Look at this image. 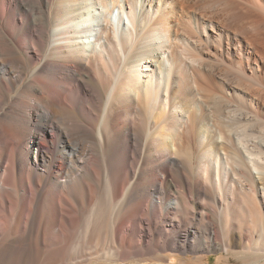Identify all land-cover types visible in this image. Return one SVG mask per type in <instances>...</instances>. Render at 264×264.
Instances as JSON below:
<instances>
[{
    "label": "bare ground",
    "instance_id": "obj_1",
    "mask_svg": "<svg viewBox=\"0 0 264 264\" xmlns=\"http://www.w3.org/2000/svg\"><path fill=\"white\" fill-rule=\"evenodd\" d=\"M203 1L0 0V244L15 240L5 227L17 214V231L31 234L43 222L39 246L61 256L81 229L83 197L85 205L93 202L92 188L102 183L115 188L120 203L134 198L139 204L117 222L119 205L108 226V241L134 261L155 249L220 250L217 264H264L263 234L251 241L240 223L227 219L216 228L207 212L190 222L171 217L178 195L164 221L155 223L153 238L138 224L158 174L179 171L184 163L176 156L184 149L193 155L188 166L203 183L213 182L218 200L240 174L251 180L250 195L264 198V139L253 137L259 127L264 138V68L258 65L264 41L246 26L232 29L247 73L240 61L224 63L220 50L214 57L220 67L205 63L190 53L191 44H200L192 35L226 33L195 11ZM246 83L259 88L245 91ZM216 90L223 95L218 102ZM204 191L198 184L197 194ZM94 204L88 242L105 225L106 206Z\"/></svg>",
    "mask_w": 264,
    "mask_h": 264
},
{
    "label": "rangeland",
    "instance_id": "obj_2",
    "mask_svg": "<svg viewBox=\"0 0 264 264\" xmlns=\"http://www.w3.org/2000/svg\"><path fill=\"white\" fill-rule=\"evenodd\" d=\"M204 2L205 4L206 3L207 4L204 5V7L201 6L203 8L201 7L199 9L196 8L195 11L198 10L196 12L200 13L201 15L203 14V16L208 21L210 22L212 21L214 23L217 21L219 23L218 25L224 26L225 27L224 33L226 34H223V36L220 37V35L215 31V29L208 30L207 38L205 36L203 37L202 35L194 34L192 35L190 39H192L193 41L198 40L200 42V44L198 43L200 46L198 45L195 47L191 44V46H189L191 50L190 48L189 50L192 52L190 51L189 52L192 53L193 55L194 54L196 55V53H198L197 56L200 55L199 58L202 59L205 63L215 64L216 67L217 66L220 67L219 64L216 63L217 60L214 57H217L219 55L220 52L218 50H220L221 52L224 51L222 53V57H223L222 60H224V63L228 64L229 62L227 60L228 58L229 59L232 58L235 61V64L236 62L240 61L242 63L241 71H245L247 73L249 66L246 65L247 63L245 60V51L243 48H241L243 47L242 44L241 46L238 45L241 39L239 36H235L232 34V31H233L232 29H234L236 26H242V27L246 26L245 27L246 31H249L252 34L254 33V35L257 36V38H261L260 40L264 41V38H262L264 37V0H242V1L241 0H228V2L226 0H204L203 3ZM258 2H261V3H258ZM231 4H233L234 6ZM240 5H242L241 6L242 8L241 7L239 8ZM243 7H244V10H243ZM201 48L203 50H201ZM207 60H210V61H207ZM261 64L262 62L258 63V65L264 68V64L262 65ZM195 79L197 80V76L195 77ZM250 84L251 83H249L246 86L244 85V88L248 87V88H245V91H252L256 89L257 85L254 86L253 83H252L253 85L252 84L250 85ZM213 92L215 93L214 96L216 95L215 97L213 96L215 100L217 99V96L219 97L223 96V95H220L221 93L218 90H216V92L217 94L219 93V95H217L215 91ZM252 92H249V94H251ZM199 94L197 96L202 95V93H199ZM214 99L211 101L209 100V101L210 102L213 101L212 103L215 105V103L218 102V100L214 102L215 101ZM222 99L224 98L222 97ZM212 103H210V106L214 108V106H212L213 105ZM244 125L245 124L242 123V126ZM254 131H255L254 133L255 135H253V137H255L256 139L254 138L253 139L256 141H263L264 138L261 134L262 129L259 127H256L254 128ZM97 134L98 132L97 133L95 132L96 137L99 136V134L98 135ZM184 150H181L179 154L176 156V158L180 159L181 162L184 163L183 167L180 168L179 171H183V173L186 174V176L181 177V174L178 171V169L170 170V172H168V176H165L163 172H160L158 174L159 182L157 183L158 184L157 191L153 194H150V196L147 198L148 200L146 202V207L144 206L140 209L141 214L139 213L140 218H138V224L140 225L142 231L149 232L150 236L153 238L154 233H155V230H154L155 223L158 224L159 226L160 223L164 221V215L168 211L167 210V207L169 206L168 203L173 202L174 196H175L174 199L176 200L178 199V196H179V200L177 201H178V205L180 208L178 207L177 209L172 210L171 213L173 214L171 215V217L172 216L176 218L178 217L182 221L190 222L189 218L196 217L198 219L199 215L202 212L204 213L207 212L206 216H208L210 221H213V224L216 225L215 226L216 228H218V226H220L221 223L223 222L226 223L227 220H231V223H234L236 225L237 223L238 224L240 223V225H237V226H241L242 228H244L243 230L246 232V235L249 237L251 241H256V239H258V237L261 236L259 234H263V237H264V198H262L259 194H256L255 198L252 196V194L250 195L249 191L247 190L248 189L247 187L251 185V180L249 178L246 179L243 175L240 174L239 176H237V178H235L236 179L234 180L235 183L232 181L234 187L231 185L229 188L222 189V198L218 200L216 197V191H215L213 182L210 181V183L208 184L203 183L204 181L201 178V175L198 174V179H197L196 177L197 173L191 170V165L190 167L188 166L190 162L192 161V157H193L192 151L190 152V150L186 149L185 150L186 152H190L187 154L184 152ZM189 155L191 156V158H189ZM134 176L135 175H133V177ZM133 177H132V182L130 181L131 182L130 184L132 183L134 184L136 181L135 180L136 178H133ZM185 181L187 182V184L189 183L188 184L189 186L185 183ZM174 182L176 183L177 186L175 185ZM229 182H231V180H229ZM198 184L202 185V187L206 191V192L204 191V193H206L205 194L206 196L204 195V193H201L200 195L197 194ZM203 184L206 186H203ZM240 184H243L244 186H240ZM148 185H149L148 182H144L141 184L142 187H146ZM94 187H93L94 189L92 188V195L94 197V201H98L99 204H104L107 208L104 214L105 225L103 227L104 228L103 233L102 234L100 233L101 237L94 239L95 241L93 240L92 241L93 243L88 242L90 240H88L89 236L86 233V227H87V224L89 223L90 215L95 210V204L93 201L85 205L86 202H85L84 197H83V202H82L83 209H82V214L80 217V222H81L80 228L81 229L79 230V234H77L78 236L76 235L75 237L71 239L69 244L65 246L63 254L61 256L59 255L58 257H54L51 254V252H45V249L42 248V246H39L40 245V232L43 227V222H40L38 226L36 227L35 231L32 232L31 234L28 232L25 233L23 231L19 232L17 231L19 227V220H18L19 217L17 214H15L10 224L6 225L5 227V235H10L14 237L15 240L11 242L10 244H6V245L0 244V264H96V263L97 264H100V263L134 264V263H139L140 260H144V261H141L142 263L140 262L141 264H144V263L145 264H193L194 262H196L197 259L200 260L202 263L205 262L206 264H217V258L223 254L220 250H216V251L201 250V251L192 252L189 250L179 251V250L162 249L159 251L155 249V250H151L150 252H148L147 257H145L144 259L138 258L136 259L138 261H134L133 259H131L130 255L125 253L126 251L125 248H121L116 243L112 241H108L109 240L108 226L110 225L112 221V214L115 211L114 209H116L119 205H120L119 207H121L122 210L121 212L115 215V220L117 222H121L124 219L125 214L131 213V211H133L134 208L136 209L137 205L139 206V204H137V201L134 200V198H132L128 202L120 203V200L114 197L115 188L112 186H110V188H105L102 183H99L97 187L96 186ZM125 188H128V187H125ZM93 192L95 193L93 194ZM107 192H109L108 193L109 196H107ZM83 196H84V190H83ZM112 196H113V200H112ZM179 203H182V204L180 205ZM133 204L134 206L136 204V206L134 207ZM152 204H157L160 207L157 206L158 208L154 210L152 207ZM63 206L65 207V205ZM178 211L180 213H178ZM189 211L190 213H188ZM180 214L182 216L184 215L185 217L180 216ZM209 216L211 218L213 217L214 219L213 218L211 219ZM227 216L228 218H226ZM124 235H126V233ZM124 235L122 234L123 237ZM127 235L129 234L127 233ZM217 238L220 240L222 239L221 236ZM145 241L151 242V239H146ZM263 243H264V240H263ZM96 259L98 262L96 261Z\"/></svg>",
    "mask_w": 264,
    "mask_h": 264
}]
</instances>
